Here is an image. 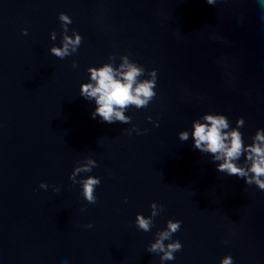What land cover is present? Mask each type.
I'll return each instance as SVG.
<instances>
[{
	"label": "water",
	"instance_id": "obj_1",
	"mask_svg": "<svg viewBox=\"0 0 264 264\" xmlns=\"http://www.w3.org/2000/svg\"><path fill=\"white\" fill-rule=\"evenodd\" d=\"M124 55L157 70L156 95L127 122L93 117L81 84ZM208 111L244 117L246 142L264 128L260 0H0V264H264V189L180 138ZM169 220L183 246L165 260Z\"/></svg>",
	"mask_w": 264,
	"mask_h": 264
},
{
	"label": "clouds",
	"instance_id": "obj_2",
	"mask_svg": "<svg viewBox=\"0 0 264 264\" xmlns=\"http://www.w3.org/2000/svg\"><path fill=\"white\" fill-rule=\"evenodd\" d=\"M260 3L264 4V0H260ZM61 19L70 21L66 13L61 14ZM81 40L80 33H77L75 37L66 35L63 46H53L51 50L54 54L63 57L70 54L71 50H75ZM89 71L91 78L81 84V95L95 100L96 107L92 115L93 117L99 115L104 121L127 122L131 119L126 114L130 104L138 107L144 106L156 95L157 70H152L151 78H141L145 72L143 65L132 60L128 55L123 56L122 63L118 67L112 62H106L98 66H90ZM237 123L240 127H232L225 112L208 111L201 118L193 121L191 130L181 131L180 138L187 140L189 136H192L195 147L212 153V158L220 161L217 164L220 171L232 175L239 174L241 177H246L248 184L255 183L264 189V128L257 130L252 142H246L241 131L244 117H241ZM242 157L244 163H241ZM88 168L89 165L83 166L85 171ZM79 171L81 168L78 167L76 172ZM99 183L100 178L97 176L84 178L83 194L87 200L95 202L97 199L95 187ZM41 187L47 189V182L41 181ZM55 191L59 192L60 189L57 188ZM137 223L141 228L148 230L151 227V217L138 213ZM181 223V220H169L168 227L151 245V249L158 248L164 251L165 260L175 259L174 253L183 246L179 239L170 242L167 246L164 243L165 238L177 231ZM91 226L90 223L89 227ZM233 261L234 257L229 253L222 258L221 264H233Z\"/></svg>",
	"mask_w": 264,
	"mask_h": 264
}]
</instances>
